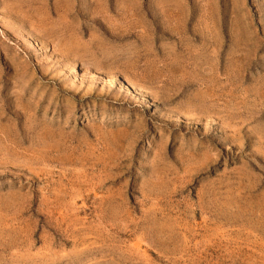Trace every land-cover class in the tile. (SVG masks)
Segmentation results:
<instances>
[{"label":"rangeland","instance_id":"1","mask_svg":"<svg viewBox=\"0 0 264 264\" xmlns=\"http://www.w3.org/2000/svg\"><path fill=\"white\" fill-rule=\"evenodd\" d=\"M0 264H264V0H0Z\"/></svg>","mask_w":264,"mask_h":264}]
</instances>
